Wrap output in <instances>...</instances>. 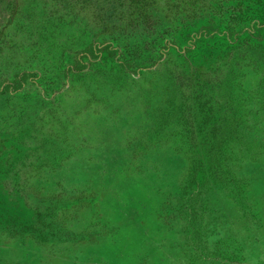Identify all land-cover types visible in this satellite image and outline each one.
Segmentation results:
<instances>
[{"label":"rangeland","instance_id":"1","mask_svg":"<svg viewBox=\"0 0 264 264\" xmlns=\"http://www.w3.org/2000/svg\"><path fill=\"white\" fill-rule=\"evenodd\" d=\"M256 22L264 0H0V264H264Z\"/></svg>","mask_w":264,"mask_h":264},{"label":"trees","instance_id":"2","mask_svg":"<svg viewBox=\"0 0 264 264\" xmlns=\"http://www.w3.org/2000/svg\"><path fill=\"white\" fill-rule=\"evenodd\" d=\"M254 32L252 30H250L252 33H257L260 31H264V25L260 24L258 22L254 23L252 26ZM215 32V30L209 26V25H204L201 27V30H199L198 32L193 33L192 35L188 36V41L187 44L185 46H183L185 51H190L192 49V46L195 45L198 42H201L202 40L205 39V37L207 35H213V33ZM232 35L233 33H228V35ZM233 37V36H231ZM171 40H169L170 42ZM169 42H166L163 46L162 49L166 50L170 45ZM172 43V42H171ZM103 50H106L107 52L113 53V54H118L119 50L118 48H115V46L112 43H106V44H94L92 47H90L89 49H87V51L85 50L83 52V57L85 56H92L94 58H98L101 54V52ZM78 63L81 64V67H85V63L82 62V59L78 60ZM29 77L28 73H22L19 77V79H17V81L13 82V86L15 85L16 87H21L24 84V80ZM33 78V77H32ZM7 86H10V84H8Z\"/></svg>","mask_w":264,"mask_h":264}]
</instances>
